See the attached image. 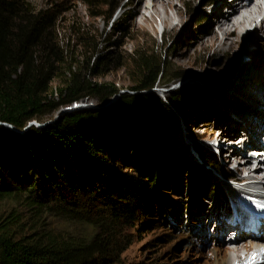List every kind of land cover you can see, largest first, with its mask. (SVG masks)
I'll use <instances>...</instances> for the list:
<instances>
[{"label": "trees", "instance_id": "1", "mask_svg": "<svg viewBox=\"0 0 264 264\" xmlns=\"http://www.w3.org/2000/svg\"><path fill=\"white\" fill-rule=\"evenodd\" d=\"M84 2L94 10L108 8L106 22L119 8L118 0ZM50 23L48 12L28 16L22 3L0 0V124L16 130L0 126V204L12 206L9 211L0 206V264H119L127 239L124 229L153 213V188L163 187L160 169L138 139L145 116L174 119L166 104L145 93L155 85L167 87L163 64L150 74L144 59L146 68L129 89L132 95L88 82L77 63L58 77L54 65L60 55ZM124 25L121 15L117 26ZM103 40L108 42L109 36ZM99 46L95 43L88 51L97 55ZM106 63L105 57L96 58L90 74L97 75ZM55 80L60 83L57 95L51 88ZM113 96L117 98L110 105L100 107ZM181 98L180 89L170 93L168 103L178 108ZM84 100L98 107L58 113ZM33 122L42 126L24 131ZM200 155L205 166L218 168L211 152ZM162 162L163 172L181 192L178 167L168 159ZM211 196L206 188L196 194L206 197L203 201ZM43 217L83 223L93 235L57 236L44 227Z\"/></svg>", "mask_w": 264, "mask_h": 264}, {"label": "rangeland", "instance_id": "2", "mask_svg": "<svg viewBox=\"0 0 264 264\" xmlns=\"http://www.w3.org/2000/svg\"><path fill=\"white\" fill-rule=\"evenodd\" d=\"M15 1L27 8L28 16L46 12L50 14L51 38L60 55V61L54 65L58 77L77 63L88 82L111 85L118 90V95H132L129 89L135 86L137 78L146 68L143 60L149 62L150 74H153L156 65L163 64L165 82L168 83L166 88H171V91L167 94L154 91L161 87L155 85L145 93L166 104L174 119H168L163 114L145 116L143 130L138 138L145 146L144 154H149L160 169L158 179L163 187L153 188V213L139 217L132 227L124 229L123 236L127 239L121 247L125 251L119 264H206V256L214 255L211 250L213 245L226 240L230 232L235 236L236 229L240 227L246 231L249 224L261 219L258 216L247 221L249 211L246 205L241 200L237 202L241 198L240 193L245 192L244 183L239 185V191L229 194L227 189L233 185L226 183L222 174L218 175L205 166L200 155L203 151L211 152L220 172L231 173L234 179L238 175V171L233 170L234 166L222 163L223 155L228 154L227 150L217 154L218 146L215 149L210 144L218 143L217 138H222L221 132H242L226 126L229 105L219 95L235 82L237 65L244 60V56L239 50L238 56L225 61L222 52L209 50L205 58H201L198 52L201 47L197 43L200 33L204 32L208 37L206 29L216 30L210 24L212 10L230 0H211L205 7L202 6L204 0H197L199 5H194L187 15H181V22L184 23L174 35L166 33L158 22L149 30L140 21L144 0H118L119 8L107 22L108 8L94 10L84 0ZM182 4V0H178L177 5ZM96 14L102 16L93 17ZM121 15L125 19L123 28L117 26ZM105 36H109L108 42L103 40ZM260 39L264 41V38ZM95 43L100 44L97 55L88 51ZM247 45L243 46V50L248 48ZM176 52H184L181 56L186 59V63L182 67L172 63ZM255 55L259 62H264V44L256 46ZM99 57H105L107 63L103 67L99 66L97 75L92 76L89 69ZM200 60L204 65L201 69H189L195 66L193 62L196 64ZM51 88L57 95L59 81L55 80ZM180 89L181 105L177 108L168 103V99L170 93ZM116 98L113 96L103 106L110 105ZM78 104L86 106V110L98 107L95 101L84 100ZM70 108H61L58 113ZM56 116L57 113L52 120ZM205 124L207 127L203 126ZM249 134H252L253 139L247 142L254 143L256 147L263 146L264 149V140L256 136L254 131ZM243 147L237 146V152H242ZM249 149H252L251 146ZM167 159L178 167L183 176L181 192L175 188L171 177L163 172L165 164L162 160ZM128 161L134 166L132 156ZM145 166L151 167L150 162L146 161ZM205 188L212 192L207 201H203L206 197H196L197 192ZM249 193L255 197L251 198L252 201L258 198L256 190ZM0 206L6 211L12 208L9 202H2ZM43 220L44 227L57 236L71 234L90 238L93 235L92 229L80 222L53 217H43ZM220 223L222 226H218ZM228 226L231 228L224 231Z\"/></svg>", "mask_w": 264, "mask_h": 264}, {"label": "bare ground", "instance_id": "3", "mask_svg": "<svg viewBox=\"0 0 264 264\" xmlns=\"http://www.w3.org/2000/svg\"><path fill=\"white\" fill-rule=\"evenodd\" d=\"M196 1L182 0L183 4L179 6L178 0H144L140 21L149 30L158 22L166 33L174 35L176 29L181 28L184 23L181 22V15L184 13L187 15L197 4ZM210 2L211 0H204L202 6L205 7ZM209 18L210 24L215 26L216 30L206 29L208 37L204 32L198 35L197 43L201 47L198 52L201 58H205L209 50H213L214 53L222 52L225 61L238 56L239 50L244 56V60L237 65L235 82L219 95L225 98L229 105L227 112L229 120L225 123L226 126L242 131L241 133L236 130L221 132L222 138H217L219 152L227 150L228 153L223 155L222 163L225 166H234L233 170L238 171V175L232 180L233 186L227 191L229 194H234L241 189L239 185L244 183L245 192L240 193L241 198L236 201L241 200V203L246 205L245 208L249 211L247 221L258 216L261 219L249 224L246 231L240 227L236 229L235 236L230 232L226 240L213 245L211 250L214 255L206 256L205 262L206 264H264V149L263 146L256 147L254 143L247 142L253 137L249 134L251 131L264 140V62H259L255 55L256 46L264 44L260 39L264 38V0L222 2L212 10ZM246 44L248 48L243 50ZM183 53H175V59L172 61L174 65L182 67L186 63V59L181 56ZM193 64L195 66L189 68L190 70H199L204 66L201 60ZM203 126L207 127V124ZM230 143L232 145H228ZM237 146H244L243 151L237 152ZM250 146L252 149H249ZM252 154L255 156L252 157ZM254 190L258 198L252 201L251 198L255 197L249 192ZM230 228L231 226H228L224 231Z\"/></svg>", "mask_w": 264, "mask_h": 264}, {"label": "clouds", "instance_id": "4", "mask_svg": "<svg viewBox=\"0 0 264 264\" xmlns=\"http://www.w3.org/2000/svg\"><path fill=\"white\" fill-rule=\"evenodd\" d=\"M154 91H157V92H160V93H165V94H167L168 92H170L171 91V88H169V89H167V88H164V87H160L159 89H154ZM81 105L80 104H73V106L70 108V109H65V110H71L72 111V109H74V110H76V108H78V107H80ZM81 109H85V107H82ZM68 111H65V112H68ZM42 125H40V127H41ZM34 127H36V126H34ZM211 146H214V147H217L218 146V144H217V146H215L216 144H213V143H211L210 144ZM217 154H219V151H217ZM218 175L219 174H221L220 173V171H218L217 169H213ZM225 179H226V183H228L229 185H230V182H233L232 180H233V178H227V177H224Z\"/></svg>", "mask_w": 264, "mask_h": 264}, {"label": "water", "instance_id": "5", "mask_svg": "<svg viewBox=\"0 0 264 264\" xmlns=\"http://www.w3.org/2000/svg\"><path fill=\"white\" fill-rule=\"evenodd\" d=\"M107 105H108V104H107ZM107 105H105V106H103V107H106ZM72 106H73V105H72ZM72 106H70V107H72ZM82 107H86V106L81 105L80 107H78V108H76V109H81ZM74 109H75V108H74ZM74 109H72V110H74ZM65 111H68V110H63L62 112H60V114L64 113ZM69 111H71V110H69ZM0 126L3 127V128H5V129H7V130H10V131H16L13 127H11V126H9V125H7V124H0ZM30 126L40 127V125H38V124H36L35 122H33V123H29V124L27 125V127L24 129V131H25L28 127H30Z\"/></svg>", "mask_w": 264, "mask_h": 264}]
</instances>
